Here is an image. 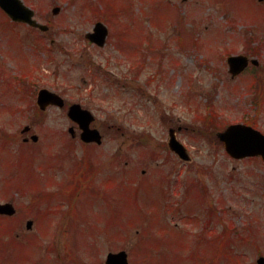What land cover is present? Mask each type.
<instances>
[{"label":"rangeland","instance_id":"obj_1","mask_svg":"<svg viewBox=\"0 0 264 264\" xmlns=\"http://www.w3.org/2000/svg\"><path fill=\"white\" fill-rule=\"evenodd\" d=\"M25 2L51 29L7 24L0 11V198L23 188L20 236L0 218L1 241L14 243L1 256L11 264H105L108 252L125 249L132 264H257L264 255V162L232 158L216 131L245 120L264 132V91L251 84L264 77V0ZM107 2L118 13L103 20L109 36L100 48L85 34L97 21L93 4L106 10ZM56 5L59 14L52 13ZM186 31L195 32L198 45L180 48ZM253 34V45L262 46L260 65L233 78L227 57L247 51ZM182 38L183 46L191 42L186 33ZM141 54L150 62L156 55L158 66L137 75L131 56ZM27 71L33 89L22 94L17 79ZM43 87L68 104L50 106L39 121ZM74 102L95 114L101 145L80 140L67 114ZM209 105H217L222 126L214 132L197 118ZM26 124L31 132L21 133ZM170 128L191 161L169 149ZM34 133L38 141L24 142ZM79 166L89 177L75 174L81 188L72 204L67 186ZM44 191L59 196L42 199Z\"/></svg>","mask_w":264,"mask_h":264},{"label":"water","instance_id":"obj_2","mask_svg":"<svg viewBox=\"0 0 264 264\" xmlns=\"http://www.w3.org/2000/svg\"><path fill=\"white\" fill-rule=\"evenodd\" d=\"M0 5L14 18L20 19L30 23L33 26H37L43 30L48 29L47 25L39 23L33 18L34 10L24 4L22 0H0ZM59 8H55L54 12H58ZM107 34V29L101 23L96 26V33L90 36L96 41L103 43L104 37ZM232 71L236 72L244 68L247 64V58L245 56H232L229 58ZM39 105L45 109L49 104H56L59 106L64 105V99L57 93L50 91L47 88H43L39 91L38 95ZM69 115L72 119L79 122L83 128L82 138L83 140L102 142V135L97 128H90L91 122L94 120L93 114L86 109H82L80 104H73L70 108ZM73 130V129H71ZM218 136L225 143L226 150L236 158H243L247 156L261 155L264 159V133L260 130L243 124L229 125L226 130L219 132ZM37 139V136H33ZM170 146L175 150L182 158L190 159V156L172 131ZM11 205H0V211H9ZM31 227V222L28 224ZM259 264H264V257L258 259ZM107 264H129L127 259V253L121 251L118 253H110L107 259Z\"/></svg>","mask_w":264,"mask_h":264},{"label":"flooded vegetation","instance_id":"obj_3","mask_svg":"<svg viewBox=\"0 0 264 264\" xmlns=\"http://www.w3.org/2000/svg\"><path fill=\"white\" fill-rule=\"evenodd\" d=\"M16 23H21V22H16ZM24 74H28L27 73H24ZM31 126V125H30ZM32 130V126L30 129L27 130V133H30ZM69 130V129H68ZM27 138V136H26ZM4 182H5V178H4ZM22 186L20 184L16 185V186H13V190L12 193L13 196L12 197H6V198H0V203L4 204V203H10L13 205V207L15 208L14 211H12L11 213L9 212H0V218L1 219H4V220H10L11 223H12V228H11V232H15V237L18 238L20 236V234L17 232V230L19 229V222L21 219L20 216H19V212H20V206H19V202H18V197H19V194L21 193V189ZM5 194H9V192H6V190L3 192ZM5 195H3L4 197ZM17 232V233H16ZM7 234V233H5ZM2 237L0 236V264H11L9 263V261L7 260V258H3L1 256V251H3L2 249L5 247V245L9 246V249H12L14 248V243H12V241L9 240L8 244L7 241L6 242H3L1 241Z\"/></svg>","mask_w":264,"mask_h":264},{"label":"trees","instance_id":"obj_4","mask_svg":"<svg viewBox=\"0 0 264 264\" xmlns=\"http://www.w3.org/2000/svg\"><path fill=\"white\" fill-rule=\"evenodd\" d=\"M215 118H216V116H213V115H210V116L207 117L206 121H208V127H210V126L213 127V128H216L217 127V125L215 124L217 122V120ZM248 123H252V124L256 125L255 123H253L251 121H248ZM207 133H210L211 134L212 131L209 130Z\"/></svg>","mask_w":264,"mask_h":264}]
</instances>
